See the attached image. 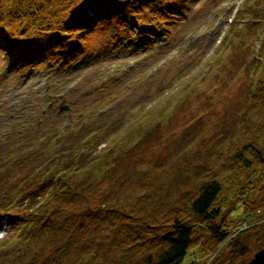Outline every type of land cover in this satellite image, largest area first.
Returning <instances> with one entry per match:
<instances>
[{
  "label": "rangeland",
  "instance_id": "374dc122",
  "mask_svg": "<svg viewBox=\"0 0 264 264\" xmlns=\"http://www.w3.org/2000/svg\"><path fill=\"white\" fill-rule=\"evenodd\" d=\"M63 38L73 47L56 48ZM263 42L264 0H0V156L32 144L53 154L56 126L77 143L104 136L100 152L156 123L175 132L160 129L163 146L145 156H180L168 144L184 136L193 151L204 138L203 151L253 104ZM14 233L0 222V242ZM218 247L194 260L210 264Z\"/></svg>",
  "mask_w": 264,
  "mask_h": 264
},
{
  "label": "trees",
  "instance_id": "16d2710c",
  "mask_svg": "<svg viewBox=\"0 0 264 264\" xmlns=\"http://www.w3.org/2000/svg\"><path fill=\"white\" fill-rule=\"evenodd\" d=\"M66 39L72 48L69 38L56 48ZM259 63L239 129L226 128L203 151L204 138L193 151L184 136L168 144L180 156L166 148L145 156L163 146L160 129L175 132L156 123L100 152L104 136L77 143L56 126L57 134L48 132L59 141L53 154L32 144L10 160L1 155L0 222L15 233L0 242V264H201L198 252L216 251L248 215L264 213V42ZM190 104L183 99L177 107ZM64 135L71 145L62 149ZM252 248H264V220L227 242L210 264H244Z\"/></svg>",
  "mask_w": 264,
  "mask_h": 264
},
{
  "label": "built area",
  "instance_id": "2783aa9c",
  "mask_svg": "<svg viewBox=\"0 0 264 264\" xmlns=\"http://www.w3.org/2000/svg\"><path fill=\"white\" fill-rule=\"evenodd\" d=\"M257 224L256 218L252 215L251 217H247L242 224H240L233 232L226 238V240L218 247L217 252H219L224 246L234 238L235 236L249 230L253 226Z\"/></svg>",
  "mask_w": 264,
  "mask_h": 264
},
{
  "label": "water",
  "instance_id": "95a60500",
  "mask_svg": "<svg viewBox=\"0 0 264 264\" xmlns=\"http://www.w3.org/2000/svg\"><path fill=\"white\" fill-rule=\"evenodd\" d=\"M67 108H62L61 113L65 112ZM248 264H264V249L259 251Z\"/></svg>",
  "mask_w": 264,
  "mask_h": 264
}]
</instances>
